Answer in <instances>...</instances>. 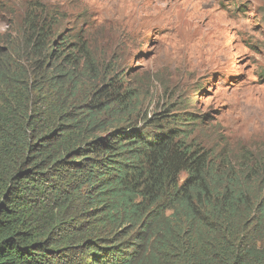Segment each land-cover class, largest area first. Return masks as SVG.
Returning <instances> with one entry per match:
<instances>
[{
	"label": "trees",
	"instance_id": "16d2710c",
	"mask_svg": "<svg viewBox=\"0 0 264 264\" xmlns=\"http://www.w3.org/2000/svg\"><path fill=\"white\" fill-rule=\"evenodd\" d=\"M0 45V264H264V162L219 157L195 114L127 124L64 11ZM224 157V158H223Z\"/></svg>",
	"mask_w": 264,
	"mask_h": 264
},
{
	"label": "rangeland",
	"instance_id": "374dc122",
	"mask_svg": "<svg viewBox=\"0 0 264 264\" xmlns=\"http://www.w3.org/2000/svg\"><path fill=\"white\" fill-rule=\"evenodd\" d=\"M42 9L67 13L131 92L127 124L181 105L206 150L264 162V0H0V45L24 47V18Z\"/></svg>",
	"mask_w": 264,
	"mask_h": 264
},
{
	"label": "bare ground",
	"instance_id": "6f19581e",
	"mask_svg": "<svg viewBox=\"0 0 264 264\" xmlns=\"http://www.w3.org/2000/svg\"><path fill=\"white\" fill-rule=\"evenodd\" d=\"M141 3V2H140Z\"/></svg>",
	"mask_w": 264,
	"mask_h": 264
}]
</instances>
